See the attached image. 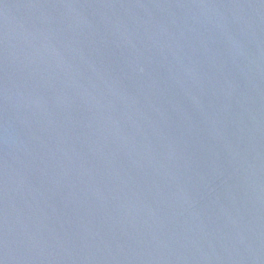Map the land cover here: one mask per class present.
<instances>
[{
  "label": "water",
  "instance_id": "1",
  "mask_svg": "<svg viewBox=\"0 0 264 264\" xmlns=\"http://www.w3.org/2000/svg\"><path fill=\"white\" fill-rule=\"evenodd\" d=\"M0 264H264V0H0Z\"/></svg>",
  "mask_w": 264,
  "mask_h": 264
}]
</instances>
